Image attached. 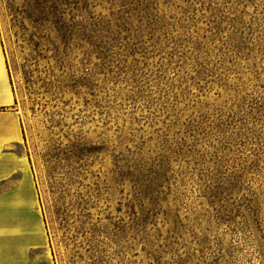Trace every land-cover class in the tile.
<instances>
[{"label":"rangeland","instance_id":"1","mask_svg":"<svg viewBox=\"0 0 264 264\" xmlns=\"http://www.w3.org/2000/svg\"><path fill=\"white\" fill-rule=\"evenodd\" d=\"M0 48L20 264H264V0H0Z\"/></svg>","mask_w":264,"mask_h":264},{"label":"crops","instance_id":"2","mask_svg":"<svg viewBox=\"0 0 264 264\" xmlns=\"http://www.w3.org/2000/svg\"><path fill=\"white\" fill-rule=\"evenodd\" d=\"M12 104V89L5 66L4 56L0 48V183L7 180L17 171L23 172L24 168V164L21 161L22 158L13 152V149L20 147L22 144V133L18 115L11 108ZM22 184V180H20V184L17 187L20 188ZM20 191L25 195L24 197H27L29 192L22 188H20ZM29 206H31L30 201L0 202V212L4 211L3 214L0 215V255L5 260V264L21 263L20 260H16L17 258H15L21 251L15 250V252L13 249L14 243L16 246L19 245L18 242L14 240V236L11 232L12 229H15L14 225L21 224L22 226H36L39 228V224H37L38 219H36L35 215L28 214V212L27 214L26 212L19 213L20 215H18V218H14V216L12 217L11 215L13 210H26ZM26 215L28 216L27 219L25 218ZM35 232L39 233L37 230ZM35 246L36 245H31L28 248L33 249ZM22 254L23 253H20L18 256L21 257Z\"/></svg>","mask_w":264,"mask_h":264}]
</instances>
